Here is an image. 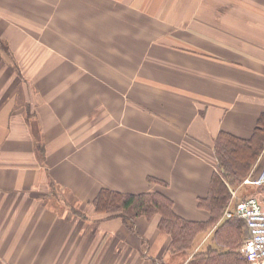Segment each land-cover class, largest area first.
<instances>
[{
    "label": "crops",
    "instance_id": "0c3cea01",
    "mask_svg": "<svg viewBox=\"0 0 264 264\" xmlns=\"http://www.w3.org/2000/svg\"><path fill=\"white\" fill-rule=\"evenodd\" d=\"M34 6L0 0V264H187L214 229L172 253L158 214L129 229L92 201L160 193L181 219L208 220L215 139H249L264 113V0H122L123 23L138 21L127 33L154 53L136 83L87 87L29 86L28 69L19 84L35 45L18 9Z\"/></svg>",
    "mask_w": 264,
    "mask_h": 264
},
{
    "label": "rangeland",
    "instance_id": "374dc122",
    "mask_svg": "<svg viewBox=\"0 0 264 264\" xmlns=\"http://www.w3.org/2000/svg\"><path fill=\"white\" fill-rule=\"evenodd\" d=\"M40 2L41 0H34V11L28 15L22 13L21 8L18 9V17L27 18V23L31 21L33 24L34 53L28 56L32 62L18 64L19 73L28 69V74L33 76L29 77L31 78L28 80L29 86L36 88L122 86L123 72L131 73V85L138 81L137 77L132 78L133 72L147 64L144 55L153 54L154 51L152 48L140 46L141 41L132 35L134 32L127 33V27L133 29L132 24L137 26L138 21L137 15L130 14V21L126 20L128 17L125 15L123 23L122 0H50L51 5L44 9L40 5L37 7ZM62 2H65L64 5ZM109 4L115 8L114 14L108 13L110 10L108 7H112ZM108 23L114 29L113 32L106 29L110 27ZM108 39H112V46ZM22 81H25V78L20 73L19 84ZM260 161L261 163L264 161V149L248 173L256 169ZM70 164H73V159ZM239 185L240 182L228 186L229 198L231 190L236 191L237 196L245 194ZM225 209L218 221L207 229L208 231L226 219H234L240 226L239 221L242 220L225 216ZM239 228L243 236L236 249L241 257L240 249L246 237V228ZM219 236L221 234L217 237ZM217 237L212 240L211 235L205 250L208 245L215 247L218 244Z\"/></svg>",
    "mask_w": 264,
    "mask_h": 264
},
{
    "label": "trees",
    "instance_id": "16d2710c",
    "mask_svg": "<svg viewBox=\"0 0 264 264\" xmlns=\"http://www.w3.org/2000/svg\"><path fill=\"white\" fill-rule=\"evenodd\" d=\"M263 149L264 113L259 115L249 139L219 133L213 143L216 170L211 177L207 196L198 200V207L209 214L205 223L181 219L173 212L171 200L160 193L132 195L101 189L92 201L93 208L98 214L121 218L129 229L135 218L158 214L159 228L170 236L169 250L172 253L190 251L196 245L197 235L205 233L220 218L229 200L228 186L240 182L248 174ZM234 221L223 220L212 231V240L221 234L217 237V249L208 245L206 250L194 253L187 264H247L236 249L243 236L239 227L245 228L244 222L238 220L239 226Z\"/></svg>",
    "mask_w": 264,
    "mask_h": 264
},
{
    "label": "built area",
    "instance_id": "2783aa9c",
    "mask_svg": "<svg viewBox=\"0 0 264 264\" xmlns=\"http://www.w3.org/2000/svg\"><path fill=\"white\" fill-rule=\"evenodd\" d=\"M247 187L256 192L238 197L236 191H231L225 216L236 217L245 223L248 235L240 249L242 258L248 264H264V162L260 161L259 166L241 181L239 188Z\"/></svg>",
    "mask_w": 264,
    "mask_h": 264
}]
</instances>
